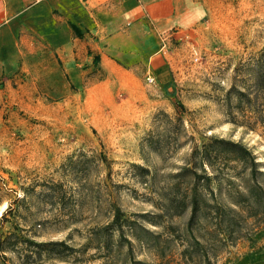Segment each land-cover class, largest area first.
<instances>
[{
    "label": "rangeland",
    "instance_id": "374dc122",
    "mask_svg": "<svg viewBox=\"0 0 264 264\" xmlns=\"http://www.w3.org/2000/svg\"><path fill=\"white\" fill-rule=\"evenodd\" d=\"M193 7L195 20L165 36L166 76L144 64L117 62L109 70L92 50L70 62L43 50L32 60L34 74L22 71L14 95L0 93V236L27 239L6 253V264H131L124 238L137 264H164L127 226L120 236L117 212L158 233L172 224L173 235H162L173 239L168 255L178 256L191 236L190 210L153 215L174 193L192 190L190 172L182 173L193 167L196 147L212 138L241 142L264 171V124L257 122L264 116V0H193ZM237 91L249 92L252 102L240 101ZM205 168L218 174L215 191H245L253 183L239 161ZM259 181L264 185V176ZM254 235L263 246L264 228ZM60 242L74 250L53 245ZM36 249L41 255L26 254ZM251 252L241 240L218 263L264 264V249Z\"/></svg>",
    "mask_w": 264,
    "mask_h": 264
},
{
    "label": "crops",
    "instance_id": "0c3cea01",
    "mask_svg": "<svg viewBox=\"0 0 264 264\" xmlns=\"http://www.w3.org/2000/svg\"><path fill=\"white\" fill-rule=\"evenodd\" d=\"M196 16L193 0H0V93L14 95L43 50L69 62L92 50L109 70L144 64L166 76L165 36Z\"/></svg>",
    "mask_w": 264,
    "mask_h": 264
},
{
    "label": "trees",
    "instance_id": "16d2710c",
    "mask_svg": "<svg viewBox=\"0 0 264 264\" xmlns=\"http://www.w3.org/2000/svg\"><path fill=\"white\" fill-rule=\"evenodd\" d=\"M73 29L76 34L79 32L75 25H73ZM260 60L259 71H262L258 74V85L259 88L260 86L264 88V50L260 53ZM237 94L240 101L251 103L253 100L247 91H237ZM230 95L231 91L227 94L228 104L230 103ZM178 105L180 108H184L181 103ZM244 116L245 119L241 121L242 123L247 122L249 115ZM232 118L236 120V117L232 116ZM257 122L264 124V116L259 117ZM190 161L193 167L186 169L182 174L190 172L193 180L192 190L187 193H174L163 207L164 212L153 215L154 219L165 215L173 218L184 214L188 209L190 210L187 229L191 236L182 239L183 248L178 256L174 253L168 255L166 250L173 239L171 237L164 238L162 235L163 231L173 235L172 232L176 231V227L172 224L163 227L162 233H158L142 227L136 221L122 219L121 213L117 212L113 225L120 231V236L124 238L123 229L127 226L131 230L132 238L139 244L154 249L159 258L165 261L164 264H219L218 259L223 254L229 253L230 247L235 246L241 240L249 242L250 249L253 251L250 254L252 257L257 255L264 249V245L257 246L258 240L254 237L256 232L264 228V185L259 181V176H264V171L260 170L261 163L257 161L256 156L245 144L223 138H212L202 147H196L191 154ZM230 161H239L250 169L247 179L253 183L245 191L231 189L225 194L221 191H215L211 187L217 181L218 174L211 175L205 168V164L214 169L216 162L226 164ZM4 217L5 213L1 215L2 219ZM152 225L160 226L163 224L158 220H153ZM195 231L198 232V235L195 234ZM139 232L143 234H139ZM20 239L27 240L15 232L4 237L0 236V264H6V253L16 251ZM121 240L120 246L124 242L128 246L127 254L131 264H137L132 259V241L127 238ZM27 242L30 243V246L40 245L39 243ZM53 245L62 248L64 251L74 250L73 247L64 242ZM35 253L41 255L42 252L32 250L26 254L29 256ZM221 264H231V262L225 259Z\"/></svg>",
    "mask_w": 264,
    "mask_h": 264
}]
</instances>
